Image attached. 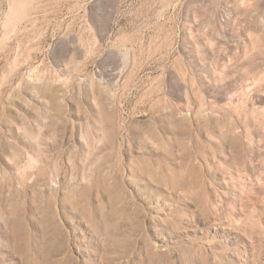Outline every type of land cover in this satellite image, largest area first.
I'll use <instances>...</instances> for the list:
<instances>
[{"label":"rangeland","instance_id":"obj_1","mask_svg":"<svg viewBox=\"0 0 264 264\" xmlns=\"http://www.w3.org/2000/svg\"><path fill=\"white\" fill-rule=\"evenodd\" d=\"M0 264H264V0H0Z\"/></svg>","mask_w":264,"mask_h":264},{"label":"bare ground","instance_id":"obj_2","mask_svg":"<svg viewBox=\"0 0 264 264\" xmlns=\"http://www.w3.org/2000/svg\"><path fill=\"white\" fill-rule=\"evenodd\" d=\"M147 170H149V168Z\"/></svg>","mask_w":264,"mask_h":264}]
</instances>
